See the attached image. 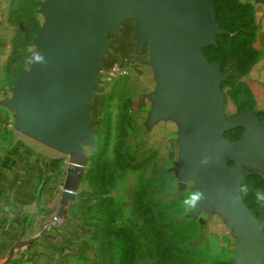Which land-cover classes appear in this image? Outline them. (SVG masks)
<instances>
[{
  "label": "rangeland",
  "instance_id": "1",
  "mask_svg": "<svg viewBox=\"0 0 264 264\" xmlns=\"http://www.w3.org/2000/svg\"><path fill=\"white\" fill-rule=\"evenodd\" d=\"M9 1L12 77L19 83L24 72L33 70L30 55L41 51L45 40L40 31L54 16L46 7L55 0ZM258 5L264 0L203 1L211 16V36L200 53L216 69L215 117L264 123V101L254 97L249 73L262 45ZM155 18H160L158 27ZM169 25L166 8L152 2L124 12L106 30L88 91L89 133L78 137L77 148L64 153L18 131L56 156L44 170L46 178L55 180L45 224H62L49 235H62L68 264H264V203L257 200H264V173L236 164L225 153L233 190L250 217L230 196L223 197L226 206L214 197V186L221 183L215 180V165L188 141L163 95ZM238 26L252 34L249 45L257 56L244 73L232 58L222 74L203 48L215 45L228 27ZM246 129L240 123L223 129L221 137L237 143ZM16 148L23 156L35 153L24 144ZM197 193L190 207L185 201Z\"/></svg>",
  "mask_w": 264,
  "mask_h": 264
},
{
  "label": "water",
  "instance_id": "2",
  "mask_svg": "<svg viewBox=\"0 0 264 264\" xmlns=\"http://www.w3.org/2000/svg\"><path fill=\"white\" fill-rule=\"evenodd\" d=\"M203 1L55 0L46 7L54 16L40 31L45 40L40 42L41 51L30 55L33 70L24 72L15 89L11 103L18 111L15 129L64 153L77 148L78 137L89 133L88 91L106 30L124 12L160 3L170 21L164 41L169 61L162 77V83L167 85L163 95L185 127L188 141H194L206 154L205 160L215 165V180L221 183L215 184L214 197L226 206L223 197L230 196L237 208L250 217L233 190V174L225 163V153L237 156L238 143L225 142L221 131L245 123L243 137L258 136L264 140V123L240 116L215 117L216 69L200 53L201 44L208 43L211 36V16ZM159 19L154 22L157 27ZM159 46L163 48L164 44ZM214 137L216 140L212 141Z\"/></svg>",
  "mask_w": 264,
  "mask_h": 264
},
{
  "label": "crops",
  "instance_id": "3",
  "mask_svg": "<svg viewBox=\"0 0 264 264\" xmlns=\"http://www.w3.org/2000/svg\"><path fill=\"white\" fill-rule=\"evenodd\" d=\"M9 2L0 0V264H68L65 250L60 247L62 235H49L55 227L60 230L62 224L48 228L45 224L55 180L46 178L44 170L49 158L56 156L49 147L15 129L18 111L11 103L20 82L12 77L10 63ZM258 10L262 45L260 57L249 73L254 77L250 85L254 97L264 101V5H258ZM237 143L236 164L264 173V140L242 137ZM20 144L35 153L23 156L16 148Z\"/></svg>",
  "mask_w": 264,
  "mask_h": 264
},
{
  "label": "trees",
  "instance_id": "4",
  "mask_svg": "<svg viewBox=\"0 0 264 264\" xmlns=\"http://www.w3.org/2000/svg\"><path fill=\"white\" fill-rule=\"evenodd\" d=\"M233 20L237 19L230 16ZM217 18L223 22V18L217 15ZM225 32L216 40L215 45L206 46L203 48L204 54L210 62L218 63L222 74L224 73L227 63L229 60L234 58V65L236 69L241 70V73L246 72L252 63L256 59V52L249 45V37H251L250 32H246L242 27L238 26L236 28L228 27ZM229 34V32H233ZM12 66V56L10 60ZM227 81V77L224 75V81ZM242 85V83H239Z\"/></svg>",
  "mask_w": 264,
  "mask_h": 264
},
{
  "label": "clouds",
  "instance_id": "5",
  "mask_svg": "<svg viewBox=\"0 0 264 264\" xmlns=\"http://www.w3.org/2000/svg\"><path fill=\"white\" fill-rule=\"evenodd\" d=\"M37 59L39 60L40 57L37 56ZM198 198H199V193L191 196L190 200H186L185 203L189 204L190 207H194ZM257 200L260 201L261 203H264V200H262L261 197H259V196H257Z\"/></svg>",
  "mask_w": 264,
  "mask_h": 264
}]
</instances>
